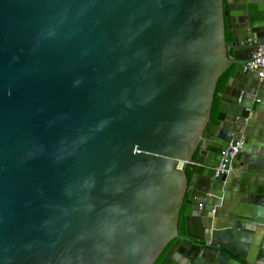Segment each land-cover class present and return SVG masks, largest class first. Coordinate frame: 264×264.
<instances>
[{
	"label": "water",
	"instance_id": "1",
	"mask_svg": "<svg viewBox=\"0 0 264 264\" xmlns=\"http://www.w3.org/2000/svg\"><path fill=\"white\" fill-rule=\"evenodd\" d=\"M258 52L264 0H0V264H264Z\"/></svg>",
	"mask_w": 264,
	"mask_h": 264
},
{
	"label": "built area",
	"instance_id": "2",
	"mask_svg": "<svg viewBox=\"0 0 264 264\" xmlns=\"http://www.w3.org/2000/svg\"><path fill=\"white\" fill-rule=\"evenodd\" d=\"M249 70L255 71L260 78L264 77V52H258L253 54L252 59L247 63L246 66ZM240 146V142L235 145L229 144L222 152L221 159L218 167L216 168V173L225 172L224 167L228 159L233 158ZM217 175V174H216Z\"/></svg>",
	"mask_w": 264,
	"mask_h": 264
},
{
	"label": "trees",
	"instance_id": "3",
	"mask_svg": "<svg viewBox=\"0 0 264 264\" xmlns=\"http://www.w3.org/2000/svg\"><path fill=\"white\" fill-rule=\"evenodd\" d=\"M231 74H232V70H229V71H227L226 73H224L219 78L218 83H217V87H216V91H215V95L218 94L219 92H221L224 89V86H225L228 78L231 76ZM217 107H218V102L215 100L214 103H213L212 111H211L212 118L215 115V112H216ZM187 179H188V185H190L191 182H192V175H191L190 172L187 173Z\"/></svg>",
	"mask_w": 264,
	"mask_h": 264
},
{
	"label": "flooded vegetation",
	"instance_id": "4",
	"mask_svg": "<svg viewBox=\"0 0 264 264\" xmlns=\"http://www.w3.org/2000/svg\"><path fill=\"white\" fill-rule=\"evenodd\" d=\"M189 187L191 186L188 185ZM188 196V193L186 194L185 196V199L187 198ZM184 209H185V205H183V207L181 208L180 210V214H179V219H178V233L180 235H183L184 234V227H183V224H184V217H183V214H184ZM177 239H174L173 241H171L168 246L165 248V250L162 252V254L160 255V257L155 261L154 264H160L161 260L163 259L165 253L168 251V249L173 245V243L176 241Z\"/></svg>",
	"mask_w": 264,
	"mask_h": 264
}]
</instances>
